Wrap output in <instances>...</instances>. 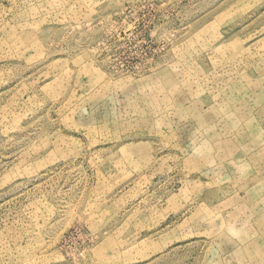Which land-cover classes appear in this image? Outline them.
Returning a JSON list of instances; mask_svg holds the SVG:
<instances>
[{
	"label": "rangeland",
	"instance_id": "obj_1",
	"mask_svg": "<svg viewBox=\"0 0 264 264\" xmlns=\"http://www.w3.org/2000/svg\"><path fill=\"white\" fill-rule=\"evenodd\" d=\"M0 264H264V0H0Z\"/></svg>",
	"mask_w": 264,
	"mask_h": 264
}]
</instances>
